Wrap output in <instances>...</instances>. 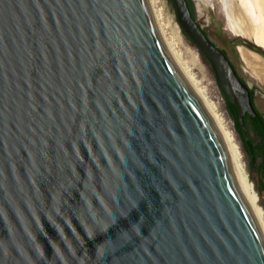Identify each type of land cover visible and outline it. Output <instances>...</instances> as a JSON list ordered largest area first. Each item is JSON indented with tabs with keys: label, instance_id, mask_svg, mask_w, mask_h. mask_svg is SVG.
<instances>
[{
	"label": "water",
	"instance_id": "1",
	"mask_svg": "<svg viewBox=\"0 0 264 264\" xmlns=\"http://www.w3.org/2000/svg\"><path fill=\"white\" fill-rule=\"evenodd\" d=\"M172 1L246 131L250 86ZM0 264H264L148 0H0Z\"/></svg>",
	"mask_w": 264,
	"mask_h": 264
},
{
	"label": "rangeland",
	"instance_id": "2",
	"mask_svg": "<svg viewBox=\"0 0 264 264\" xmlns=\"http://www.w3.org/2000/svg\"><path fill=\"white\" fill-rule=\"evenodd\" d=\"M191 1L193 2L197 23L214 45L230 59L239 77L254 91V107L264 119V86L257 81L252 72H249L251 70L241 58L240 48L246 49L250 54L260 56L261 60H264V49L252 39H243L227 30L219 0ZM210 2L212 5H210ZM150 3L153 11L161 16L162 27L165 28V20L169 17L180 34V46L177 50L181 55L182 62L192 75L198 88H201L205 97L213 104L216 112L223 117L227 131L232 135L237 146L238 160L246 177L253 185L259 198V205L264 212V158L257 148L259 138L253 132H248L247 129L243 131L242 128L240 130L237 127L235 120L228 111L227 101L216 82L211 63L199 53L196 46L181 31L173 1L151 0ZM169 34V30L166 28L165 35L169 36Z\"/></svg>",
	"mask_w": 264,
	"mask_h": 264
},
{
	"label": "bare ground",
	"instance_id": "3",
	"mask_svg": "<svg viewBox=\"0 0 264 264\" xmlns=\"http://www.w3.org/2000/svg\"><path fill=\"white\" fill-rule=\"evenodd\" d=\"M150 1L148 0L155 23L168 45L171 58L184 76V79L198 97L213 122L214 127L218 131L230 160L234 180L238 185L252 215L254 216L264 239V212L259 205L257 193H255L253 185L249 182L243 171L242 165L238 160L237 146L234 142V138L227 131L226 123L223 117L216 112L213 104L208 101L201 88H198L192 75L182 62L181 55L177 50L179 48L178 46H180L181 36L173 25L171 19L168 17L164 23L165 28L162 27L160 22L161 16L153 11ZM219 1L221 7L220 10L224 16L227 30L238 37H242L243 39H252L256 44L260 45L264 49V0ZM210 5H212L211 2ZM166 28L170 32L169 36L165 35ZM240 55L246 66L251 70L249 72H252L257 81L264 86V60H261V57L258 55L250 54V52L242 47L240 48Z\"/></svg>",
	"mask_w": 264,
	"mask_h": 264
},
{
	"label": "trees",
	"instance_id": "4",
	"mask_svg": "<svg viewBox=\"0 0 264 264\" xmlns=\"http://www.w3.org/2000/svg\"><path fill=\"white\" fill-rule=\"evenodd\" d=\"M186 1H187V4L189 6V9H190V12L193 18H195L193 2L191 0H186ZM241 81L246 84L244 80L241 79ZM249 91H250L251 100L253 102L254 91L252 89H250ZM222 94L227 101L228 111L231 117L235 120L237 127L240 130H242L239 124L238 111H237L236 106L228 100L226 94L223 91H222ZM244 124L248 132L249 131L253 132L259 138V143L257 144V148L261 151L263 158H264V119L263 117L258 112L256 116H252L251 114H246L244 116Z\"/></svg>",
	"mask_w": 264,
	"mask_h": 264
}]
</instances>
